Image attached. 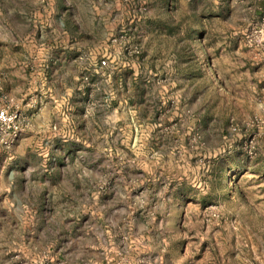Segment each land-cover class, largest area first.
Instances as JSON below:
<instances>
[{
    "label": "clouds",
    "instance_id": "1",
    "mask_svg": "<svg viewBox=\"0 0 264 264\" xmlns=\"http://www.w3.org/2000/svg\"><path fill=\"white\" fill-rule=\"evenodd\" d=\"M0 264H264V0H0Z\"/></svg>",
    "mask_w": 264,
    "mask_h": 264
}]
</instances>
